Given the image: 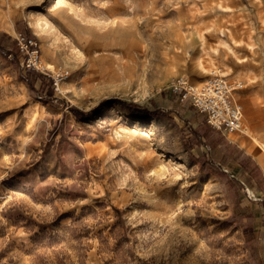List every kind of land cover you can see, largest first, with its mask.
Masks as SVG:
<instances>
[{
  "label": "rangeland",
  "instance_id": "1",
  "mask_svg": "<svg viewBox=\"0 0 264 264\" xmlns=\"http://www.w3.org/2000/svg\"><path fill=\"white\" fill-rule=\"evenodd\" d=\"M261 164L264 0H0V264H264Z\"/></svg>",
  "mask_w": 264,
  "mask_h": 264
},
{
  "label": "built area",
  "instance_id": "2",
  "mask_svg": "<svg viewBox=\"0 0 264 264\" xmlns=\"http://www.w3.org/2000/svg\"><path fill=\"white\" fill-rule=\"evenodd\" d=\"M19 41L25 46L32 44L31 40H26L23 36L19 37ZM29 57L27 65H34L31 58L36 57V49L31 50ZM60 74L66 75L64 72ZM238 86L239 81L230 82L225 76L213 72L199 84L182 76L176 77L167 88L178 101L193 106L203 114L212 127L228 133L239 131L242 125L243 112L234 96V90Z\"/></svg>",
  "mask_w": 264,
  "mask_h": 264
},
{
  "label": "crops",
  "instance_id": "3",
  "mask_svg": "<svg viewBox=\"0 0 264 264\" xmlns=\"http://www.w3.org/2000/svg\"><path fill=\"white\" fill-rule=\"evenodd\" d=\"M228 133H231V132H228ZM228 133H226V135L228 136ZM229 140L231 141V142H233V143H236L237 145H239L240 147H242V148H244V150H245V152H247V153H249V154H251L253 157L255 156L254 155V153L252 152V150L250 149V147H247V149L245 148V144H244V142L243 141H241V140H232L231 138H229ZM244 145V146H243ZM256 157V156H255ZM259 161V160H258ZM260 162V161H259ZM262 165V164H261ZM262 167H263V169H262V171H263V173H264V166L262 165ZM261 177V182H262V188H263V195H264V176H263V174H262V176H260ZM246 191H247V193L249 194V196H251L252 198H254V199H256V194H255V192L250 188V187H248V186H246V189H245ZM263 198H264V196H263Z\"/></svg>",
  "mask_w": 264,
  "mask_h": 264
},
{
  "label": "bare ground",
  "instance_id": "4",
  "mask_svg": "<svg viewBox=\"0 0 264 264\" xmlns=\"http://www.w3.org/2000/svg\"><path fill=\"white\" fill-rule=\"evenodd\" d=\"M31 23V22H30ZM99 38V37H98ZM47 67H49V68H52V67H54L52 64H50V63H48L47 64ZM245 125V124H244ZM239 131H241V132H243L244 134H249V128L247 127V125L246 126H242V127H240V130ZM252 137V139H254L255 141H259L258 140V138H257V136H255V135H252L251 136Z\"/></svg>",
  "mask_w": 264,
  "mask_h": 264
}]
</instances>
